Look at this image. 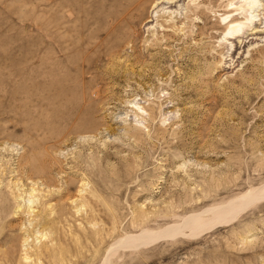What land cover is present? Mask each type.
Wrapping results in <instances>:
<instances>
[{"label": "rangeland", "instance_id": "rangeland-1", "mask_svg": "<svg viewBox=\"0 0 264 264\" xmlns=\"http://www.w3.org/2000/svg\"><path fill=\"white\" fill-rule=\"evenodd\" d=\"M140 1L0 0V264H264V197L154 237L264 185V0Z\"/></svg>", "mask_w": 264, "mask_h": 264}, {"label": "bare ground", "instance_id": "bare-ground-1", "mask_svg": "<svg viewBox=\"0 0 264 264\" xmlns=\"http://www.w3.org/2000/svg\"><path fill=\"white\" fill-rule=\"evenodd\" d=\"M146 1V0H145ZM185 0H152V3L148 6L144 1H140L135 7H134V12L136 13H140L141 18L144 19L145 23H149L152 21H155L156 19L162 18L164 16V12L162 13V11L164 10H169L174 8V11H172L171 13H173V15L171 14V16L174 18H178L180 16H186V14L189 12H186L185 14L183 13H177L178 10L176 8V6H183V2ZM195 0H187V6H189V4L191 5V3H193ZM259 2V0H242V2L239 3H228L227 8L229 10H227V12H225L224 14H222L220 16V19H222V22L224 23V31L222 34V39L224 40H231V39H240L243 38L245 36V34H247L248 32L251 33H257V26L256 24H254L253 26H249L248 24H250L251 19H249L248 15H244L243 17H239L242 14V11L246 10L247 14L248 12H254L255 9H257L256 5ZM180 4V5H179ZM186 7V6H185ZM184 7V8H185ZM149 8L151 9V12L155 11L157 15H151L148 10ZM187 9V8H186ZM133 10V8L131 9V11ZM197 13V15L202 16L205 21H207V16L205 14L204 11L198 10L195 11ZM245 12V11H244ZM176 13V14H175ZM139 15V14H138ZM139 15V16H140ZM171 16L168 17V20H173V18H171ZM134 17V16H133ZM184 17V18H185ZM165 18V17H164ZM251 18V16H250ZM139 19V18H138ZM142 19V20H143ZM162 21V20H161ZM179 21V20H178ZM177 21V22H178ZM126 22V21H125ZM159 22V21H158ZM167 22V21H165ZM173 22V21H172ZM208 22V21H207ZM129 23V22H128ZM157 23V22H156ZM168 23H170L168 21ZM126 25V24H125ZM176 25V24H175ZM248 27V29L246 31H244L246 29V27ZM164 31V29H163ZM167 31V30H166ZM178 31V30H177ZM257 31V32H256ZM240 35V36H239ZM141 109V108H140ZM144 111V108H143ZM146 111V110H145ZM144 111V112H145ZM136 113V112H135ZM137 113H139L137 111ZM143 113V112H142ZM141 114V112H140ZM144 114V113H143ZM32 194V193H31ZM264 197V185H262V187H260L259 190H250L249 192L245 193L242 197L240 196L239 199H236L235 201L229 203L227 205H224L222 207L219 208H214L212 210L209 211V215L207 216L208 218H189L187 219L185 222L181 223V224H177L178 226L175 227H169L163 231L160 230V232L155 233L154 237L157 236L158 238L160 236H164L166 234H171L170 232L173 231H178L181 230L183 228H193V227H199L203 228V230L206 229V227L208 225H213L214 227L222 225L223 223H226L230 220H232L235 216H237L238 214H240V210L244 209L246 206L252 204V202H254L256 200V198ZM263 201V200H261ZM32 202L31 200L28 201V203ZM259 202V201H258ZM257 203V202H255ZM31 204V203H30ZM31 208V207H30ZM30 208L27 207V212L28 214L31 213L32 211H30ZM207 210V209H206ZM208 214V213H207ZM200 217V216H199ZM237 218V217H236ZM233 223V222H232ZM30 225V224H29ZM210 226H208L207 228L209 229ZM223 226V225H222ZM199 228V230H200ZM161 229V228H160ZM164 229V228H163ZM198 229V228H197ZM185 230V229H184ZM183 230V231H184ZM182 231V230H181ZM181 231H179L181 233ZM182 231V233H183ZM188 231V230H187ZM197 231V230H196ZM207 231V229L205 230ZM147 232V231H145ZM174 233V232H173ZM172 233V234H173ZM178 233V232H177ZM186 233V232H185ZM190 233V232H189ZM194 230H193V234L192 236L194 237ZM154 234V233H153ZM196 234V233H195ZM202 234V233H201ZM180 234H178L179 236ZM186 235V234H185ZM189 235V234H188ZM148 235H139V236H135L133 238H128L127 240L130 242L131 239L132 241L134 240L135 242L139 240H143V239H150L147 237ZM171 235H169L170 237ZM174 236V235H173ZM176 236V235H175ZM174 236V237H175ZM191 237V236H190ZM148 238V239H147ZM157 238V239H158ZM161 238V237H160ZM156 241V240H154ZM134 242V243H135ZM118 243V242H117ZM132 243V242H131ZM129 243V244H131ZM143 243V242H142ZM144 245V243H143ZM128 246V243H127ZM130 246V245H129ZM138 246V244H137Z\"/></svg>", "mask_w": 264, "mask_h": 264}]
</instances>
